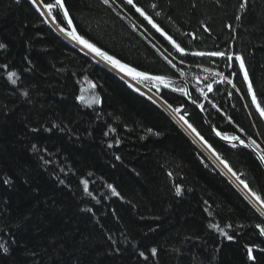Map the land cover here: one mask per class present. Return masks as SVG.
Segmentation results:
<instances>
[{
	"label": "trees",
	"instance_id": "obj_1",
	"mask_svg": "<svg viewBox=\"0 0 264 264\" xmlns=\"http://www.w3.org/2000/svg\"><path fill=\"white\" fill-rule=\"evenodd\" d=\"M64 1L85 38L143 72L184 78L219 131L264 149L252 99L264 107V0H134L162 31L126 0ZM0 44V264H264V217L159 105L65 40L32 0H0ZM211 52L225 55H195ZM203 69L226 76L205 97ZM139 83L183 106L264 198L257 160L217 141L181 85Z\"/></svg>",
	"mask_w": 264,
	"mask_h": 264
},
{
	"label": "snow or ice",
	"instance_id": "obj_2",
	"mask_svg": "<svg viewBox=\"0 0 264 264\" xmlns=\"http://www.w3.org/2000/svg\"><path fill=\"white\" fill-rule=\"evenodd\" d=\"M32 2L34 4H36L37 0H32ZM109 2H110V0H102V3H104V4H109ZM126 2H127V4L132 5L136 9V11L140 13V15L144 16L145 19H147L149 21V23H152L153 27L157 28V31H162V29H160L158 25L153 23L152 18L150 16H148L142 8L136 6L134 0H126ZM40 3L43 5V7L45 9H47V13L49 16H51V19L54 23L57 22V18H56V15H53V11L56 10L57 12H62L64 20L67 21V27L66 26H60L59 27L60 32L64 33L66 36L70 37L73 41H75L77 44L81 45L84 49H87L90 53L94 54L96 57H99L101 60L110 64L113 68L118 69L120 72L124 73L125 75L131 76L133 79L141 77L144 79H154V80H157L161 83H165L164 77H162V76L149 77L147 75V73L140 72L136 68L131 67L130 65H128L126 63H123L120 59H117L115 56L110 55L107 51L103 50L101 47H98L95 43L91 42L89 39L85 38V36L81 35L77 31L76 27L73 24V20L69 14V11L65 5L64 0H52V2H48V3H44V0H40ZM152 7L155 8V5H152ZM69 28H70V30H69ZM165 35H166V33H165ZM168 39L172 40L171 37H168ZM172 43L174 44V46L177 48V50L179 52H181V53L184 52V49L181 48L180 45L177 44L174 40H172ZM0 47H4V45L0 44ZM195 55H201V56L209 55V56L224 57L225 53H223V52L195 53ZM228 59H232V57H228ZM236 59H238L240 61L241 69H244V79L248 80L249 79L248 72L245 69L243 58L240 56H237ZM8 76H9V79L12 80V83L15 84L16 80L12 79V78L16 76V73L15 72H9ZM210 87L211 86H209V88ZM248 88H249V91H252L251 81H249V83H248ZM187 94L188 93L185 92V95H187ZM25 95H27V93H25ZM252 99H253V103H256V107L259 110L260 115L262 117H264V107H261L260 104L257 103L255 92L252 93ZM176 111H179V110L176 109ZM181 119H183V117H181ZM185 123H187V121H185ZM188 127L192 128V125L188 124ZM192 131L195 132L196 131L195 128H192ZM157 135H158V133H157ZM197 135H199V133H197ZM217 135H221V134L218 132ZM200 138L203 140V137H200ZM223 138L224 139H230V140H239L240 139L237 136L228 137L226 135ZM205 143H207V142L205 141ZM240 143L243 144L244 141L240 140ZM252 143L255 144L256 142L252 141ZM261 152L264 153V149H261ZM116 159L119 160L120 157L117 156ZM260 159H261V161H264V154H262L260 156ZM225 166H227V165H225ZM229 171H231V169H229ZM233 175H235V173H233ZM4 182L7 183L8 181H4ZM61 182L63 183V181H61ZM84 183L87 186V181H85ZM240 183L243 184L244 188L248 189V191L251 193L252 197L255 198V203L258 205V211L261 213V215H264V198H262L256 192L252 191V189L249 188L248 184L245 181L241 180ZM178 191H179V189H178ZM113 192L115 193V189H113ZM115 194L119 195V193H115ZM212 226L219 230V225H212ZM229 227H230V225H229ZM256 227L259 229L261 234H264V226L257 224ZM224 235L227 236V238L229 240H231L233 238L232 236H229L226 232L224 233ZM4 252H8V248L5 247ZM251 252H252V249H249L250 258L254 260L255 257L251 256ZM152 253L155 254L156 249H152ZM141 255H143V253H141Z\"/></svg>",
	"mask_w": 264,
	"mask_h": 264
},
{
	"label": "water",
	"instance_id": "obj_3",
	"mask_svg": "<svg viewBox=\"0 0 264 264\" xmlns=\"http://www.w3.org/2000/svg\"><path fill=\"white\" fill-rule=\"evenodd\" d=\"M65 2V1H64ZM37 4L39 5V7L41 8V9H43V7H42V5L40 4V2H39V0H37ZM66 5V4H65ZM67 7V6H66ZM68 9V8H67ZM70 14V13H69ZM71 16V15H70ZM72 18V17H71ZM73 24H74V26L76 27V25H75V23L73 22ZM54 27H55V29H56V31L60 34V35H62L63 37H67L68 38V36H66L64 33H62V32H60L59 31V27H60V25L57 23V22H55L54 23ZM76 29H77V27H76ZM69 30H70V28H69ZM77 31H78V29H77ZM79 32V31H78ZM80 33V32H79ZM76 43V42H75ZM77 44V43H76ZM77 45H79V44H77ZM81 46V45H80ZM81 48H83L82 46H81ZM84 49V48H83ZM84 50H86V51H88L87 49H84ZM89 52V51H88ZM94 55V54H93ZM111 55V54H110ZM99 58V57H98ZM117 58V57H116ZM118 59V58H117ZM99 60H100V62H102L103 64H105L106 66H108V67H110V69L112 70V71H114L116 74H118V75H120L121 77H124V78H126V79H128V80H143L144 78H141V77H138V78H136V79H133L131 76H128V75H125L124 73H122V72H120L118 69H116V68H113L110 64H108L107 62H105V61H103V60H101L100 58H99ZM123 62V61H122ZM124 63V62H123ZM131 66V65H130ZM131 67H133V66H131ZM135 68V67H134ZM137 69V68H136ZM138 71H140V72H143V71H141V70H139V69H137ZM145 73V72H144ZM147 75L149 76V77H156V76H162V77H164L165 78V82H170V83H173V84H179V85H181L182 87H183V92H184V95H185V92L186 93H188L187 95H185V100L187 101V103L188 104H190L191 106H193L194 108H196L199 112H200V114H201V116H202V118H203V121H204V124L206 125V127L209 129V131L211 132V134L219 141V142H221V143H223L224 145H227V146H235V147H237V148H240V149H244V150H246V151H248V152H250L253 156H254V158L257 160V162L259 163V165H260V167L262 168V170H263V172H264V161H261V159H260V156L262 155V154H264V153H262L261 152V149H262V147H261V145L259 144V143H255V144H253L252 143V141H254V140H252V139H246V138H243V137H239V136H237V137H239L240 139L239 140H230V139H224L223 137L226 135V134H223V133H221L220 131H218V129L211 123V121H210V119H209V117L207 116V114L205 113V111L202 109V107L200 106V104L199 103H197L196 101H195V99H194V97H193V93H192V90H191V87H190V84L184 79V78H175V77H170V76H164V75H152V74H148L147 73ZM150 80H154V79H150ZM154 81H156V82H159V81H157V80H154ZM139 87V86H138ZM139 89L140 90H142V92L143 93H145L146 95H149L150 93H148V92H146L145 90H144V88H140L139 87ZM151 95V94H150ZM159 101V100H158ZM157 101V102H158ZM160 103V102H159ZM161 104V103H160ZM169 108V107H168ZM176 109H178L179 111H176ZM165 110H166V107H165ZM183 111H184V107L183 106H178V107H175L174 109H173V113H174V115H176V116H178V115H182L183 114ZM220 133L221 135H217V133ZM227 136V135H226ZM240 140H243L244 141V143L243 144H241L240 143ZM258 146V147H257ZM238 179H240V178H242V176L241 175H238V177H237Z\"/></svg>",
	"mask_w": 264,
	"mask_h": 264
},
{
	"label": "bare ground",
	"instance_id": "obj_4",
	"mask_svg": "<svg viewBox=\"0 0 264 264\" xmlns=\"http://www.w3.org/2000/svg\"><path fill=\"white\" fill-rule=\"evenodd\" d=\"M58 33V32H57ZM62 36V35H61ZM63 37V36H62ZM64 39L65 40H67L70 44H72L74 47H76L77 49H79L81 52H83L85 55H87V56H89V57H93V58H97V59H99L98 57H96L95 55H93L92 53H90V52H88V51H86V50H84L83 48H81V46L80 45H77L76 43H75V41H73L70 37H64ZM233 56V54H231V56L230 57H232ZM101 65H104L105 67H107L108 68V66H106L105 64H103L102 62H99ZM207 70V72H206V74H209V73H211V74H217V73H215L213 70H210V69H206ZM146 73V72H145ZM148 74H150V73H148ZM118 75V74H117ZM152 75H155V74H152ZM120 78H122L123 80H125L129 85H131L133 88H137V89H139V87L140 88H144V90L146 91V92H148V93H150L149 95H146L145 93V95L150 99V100H152L154 103H156L157 105H159L168 115H170L171 117H172V112H171V109H170V107L168 108V105L166 104V103H164L155 93H152L151 91H149V90H147V88H145V87H143L142 85H140V83H139V81H143V80H150V79H143V80H130V81H132V83H130L129 81H127V79L126 78H124V77H121L120 75H118ZM219 76H222L221 74H219ZM225 76V75H224ZM223 77V76H222ZM224 78V77H223ZM150 81H153V82H156V81H154V80H150ZM219 81H221V79L219 80ZM158 83H160V82H158ZM167 83H170V82H167ZM213 84L214 83H212L210 86V88L208 87V90H207V92L206 93H209L211 90H212V87H213ZM179 85V84H178ZM139 86V87H138ZM191 87V86H190ZM140 90V89H139ZM192 90V89H191ZM142 91V90H141ZM194 97V96H193ZM159 100V101H158ZM158 101V102H157ZM161 104H160V103ZM198 103V102H197ZM200 104V103H199ZM190 105V104H189ZM200 106L202 107V109H203V106H202V104H200ZM165 107H166V110H165ZM204 110V109H203ZM183 113H184V111H183ZM174 115V114H173ZM183 115V114H182ZM181 117L182 116H175L174 115V118H175V120L177 121V122H179L183 127H181L179 124V126L181 127V129L189 136V138L199 147V149L214 163V165L224 174V176L229 180V181H231V180H233L241 189H242V191L248 196H244L249 202H251V200H249V199H253V197L250 195V193L249 192H247L246 191V189L244 188V187H242V185L239 183V181L237 180V177H236V175H233V172L232 171H229V167L228 166H225V165H227L224 161H221L218 157H217V155L205 144V142L200 138V136L199 135H197V132H193L192 131V128H189L188 127V122L187 123H185V121H187L186 119H185V116L183 115V119H181ZM173 118V117H172ZM185 130H184V129ZM219 131V130H218ZM221 132V131H220ZM222 133V132H221ZM223 134H225V133H223ZM227 135V134H226ZM213 136V135H212ZM228 137H232V136H230V135H227ZM233 136H239V137H243V136H240V135H233ZM214 137V136H213ZM215 138V137H214ZM243 138H245V137H243ZM216 139V138H215ZM247 139V138H246ZM217 140V139H216ZM218 141V140H217ZM231 147H235V146H231ZM237 148V147H236ZM205 152H207L211 157H212V159L215 161V162H217L219 165H220V167H221V169L219 168V166H217L218 164H216L210 157H209V155H207V153H205ZM231 180H230V179ZM245 189V190H244ZM243 193V194H244ZM244 194V195H245Z\"/></svg>",
	"mask_w": 264,
	"mask_h": 264
},
{
	"label": "rangeland",
	"instance_id": "obj_5",
	"mask_svg": "<svg viewBox=\"0 0 264 264\" xmlns=\"http://www.w3.org/2000/svg\"><path fill=\"white\" fill-rule=\"evenodd\" d=\"M231 56V55H230ZM91 58V57H90ZM92 59L94 60V61H96L97 63H99L100 62V60L99 59H97V58H93L92 57ZM204 73H206L207 72V70L206 69H203L202 70ZM222 75V74H221ZM224 78H223V77ZM221 76V81L222 80H224L225 78H226V76H224V74ZM204 80H206L207 81V83L209 84L208 86H210L212 83H214V82H218L220 79H218V77L215 75V74H211V73H209V75H206V76H204V78H203ZM127 81H129L130 83H132V81H130V80H128L127 79ZM161 83V82H160ZM165 83H167V82H165ZM141 85V84H140ZM191 86V85H190ZM182 87V86H181ZM147 90H149V89H147ZM149 91H151V90H149ZM152 92V91H151ZM201 92V94H202V96L203 97H205L208 93H206L205 91H200ZM203 92V93H202ZM153 93V92H152ZM168 107H170V106H168ZM172 110H173V108L172 107H170ZM171 110V112L173 113V111ZM178 116H182L183 117V115H178ZM178 124L181 126V127H183L179 122H178ZM189 124V123H188ZM193 128V127H192ZM184 129V128H183ZM185 130V129H184ZM204 141V140H203ZM205 142V141H204ZM210 149H211V147L207 144V143H205ZM212 150V149H211ZM213 151V150H212ZM214 152V151H213ZM205 153H207V152H205ZM215 153V152H214ZM216 154V153H215ZM207 155H209L208 153H207ZM217 155V154H216ZM209 157L212 159V157L209 155ZM218 157V156H217ZM219 158V157H218ZM213 160V159H212ZM214 161V160H213ZM222 161V160H221ZM215 162V161H214ZM216 164H218L217 162H215ZM217 166H219V168L221 169V167H220V165L218 164ZM236 175V174H235ZM238 176V175H237ZM230 179V178H229ZM231 180V179H230ZM238 180V179H237ZM233 181V180H232ZM239 181V180H238ZM234 182V181H233ZM235 183V182H234ZM239 183H240V181H239ZM236 184V183H235ZM241 184V183H240ZM237 185V184H236ZM242 185V187H244V185L243 184H241ZM238 186V185H237ZM239 187V186H238ZM240 188V187H239ZM241 189V188H240ZM245 190V189H244ZM241 191H242V189H241ZM247 191V190H246ZM243 192V191H242ZM244 193V192H243ZM245 194V193H244ZM246 195V194H245ZM251 195V194H250ZM247 196V195H246ZM252 196V195H251ZM248 197V196H247ZM249 200H251V202H252V204L256 207V209L258 210V205L255 203V198L253 197V199H249ZM264 216V215H263Z\"/></svg>",
	"mask_w": 264,
	"mask_h": 264
}]
</instances>
